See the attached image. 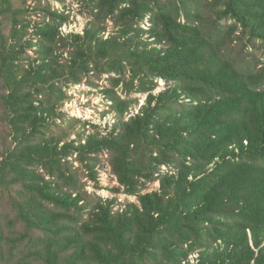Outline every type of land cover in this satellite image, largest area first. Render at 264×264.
Instances as JSON below:
<instances>
[{"label":"trees","instance_id":"trees-1","mask_svg":"<svg viewBox=\"0 0 264 264\" xmlns=\"http://www.w3.org/2000/svg\"><path fill=\"white\" fill-rule=\"evenodd\" d=\"M73 1L83 35L0 0V264H264V0ZM102 65L126 98L75 132Z\"/></svg>","mask_w":264,"mask_h":264},{"label":"rangeland","instance_id":"rangeland-1","mask_svg":"<svg viewBox=\"0 0 264 264\" xmlns=\"http://www.w3.org/2000/svg\"><path fill=\"white\" fill-rule=\"evenodd\" d=\"M16 5H24L33 8L38 5V0H14ZM43 6H49L52 10H56L61 12L62 14L68 17L67 23L65 24L63 31L65 33L74 32L76 34H84V28L89 21L87 18L86 11L81 8L76 2L73 0H42ZM44 16H32L34 21L42 20ZM112 34V32L107 29L106 36ZM93 67V65H92ZM103 72L93 69L92 73L84 80L77 85H71L68 89H66L68 98L65 102H63L62 109L65 110L69 116L78 118L82 121L81 124L77 125L74 129L75 132L81 131V127L84 126V122L90 123L91 126H95L100 128L101 133L103 134L104 129L106 127V122H110L112 115H109L108 112V97L106 91H112L117 96H122L126 98L124 95V87L125 83H121L120 85H114L112 80L113 78H120L116 73L109 72L107 65H102ZM124 79V76L121 77V80ZM158 85L162 87L165 83L162 80H157ZM139 97L138 106L134 107L135 112L139 109L142 101L144 99L143 95L133 94L131 98ZM105 113V114H104ZM106 118H104V116ZM87 126V132L92 131V127ZM91 127V128H90ZM102 127V129H101ZM74 132V131H73ZM102 168L100 170V186H97L95 182L90 181L88 178L85 179L87 183V190L90 193L97 192L100 196L106 197H117L119 201L125 203L127 201L137 202L134 197H127L124 194H114L111 190L112 188L119 189L120 186L114 176L110 174V167L107 162L102 163ZM158 184L151 185L149 190L152 191L157 189ZM122 192V191H121Z\"/></svg>","mask_w":264,"mask_h":264}]
</instances>
